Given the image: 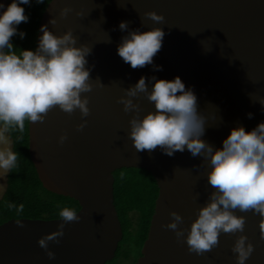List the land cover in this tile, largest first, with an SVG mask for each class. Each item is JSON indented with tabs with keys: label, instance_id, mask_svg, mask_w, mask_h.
Segmentation results:
<instances>
[{
	"label": "water",
	"instance_id": "95a60500",
	"mask_svg": "<svg viewBox=\"0 0 264 264\" xmlns=\"http://www.w3.org/2000/svg\"><path fill=\"white\" fill-rule=\"evenodd\" d=\"M72 9L62 17L60 10ZM155 10L165 17L153 22L144 13ZM82 15L78 16L76 13ZM55 18L56 23L49 21ZM121 21L129 30L162 27L165 36L153 64L133 69L117 53ZM47 25L55 35L69 28L77 46L87 44L93 89L82 93L90 108L87 125L77 131L81 114L71 116L58 107L44 123L27 121V155L41 186L77 202L79 222L66 224L59 244L50 242L55 259H49L38 238L55 231L60 218H8L0 222V264H104L113 256L121 230L112 202V171L120 167L143 168L152 176L157 191L139 255L132 264H237L232 246L241 233L220 234L219 246L204 255L190 253L186 242L162 227L179 212L188 229L199 207L213 189L207 182L209 166L185 148L173 156L155 151L137 152L128 137L129 120L118 98L124 88L141 76L149 90L151 77L173 80L179 76L194 91L198 111L206 117L202 137L214 148L233 127L246 131L264 122V0H48L37 22L35 50ZM159 66L160 70H157ZM97 78L103 83L100 85ZM141 106V117L154 105L141 95L133 98ZM249 113L252 114L249 118ZM67 133L61 145L58 138ZM246 217L244 235L254 245L245 264H264L261 217ZM21 219L23 227L16 223ZM187 235V232H185Z\"/></svg>",
	"mask_w": 264,
	"mask_h": 264
},
{
	"label": "clouds",
	"instance_id": "9594fccd",
	"mask_svg": "<svg viewBox=\"0 0 264 264\" xmlns=\"http://www.w3.org/2000/svg\"><path fill=\"white\" fill-rule=\"evenodd\" d=\"M42 2V0H37ZM30 0H12L0 12V169L4 175L17 167V153L10 146L7 133L25 131V122L44 123L49 112L59 108L71 116L76 110L81 114L77 131H83L89 116L88 97L93 89L87 56L91 47L86 43L77 46V37L72 29L62 35H55L47 25L41 26L42 35L35 50L22 49L19 54L14 48L12 37L17 34V26L27 22L23 4ZM72 11L69 7L60 10L62 17ZM82 15L80 12L76 13ZM153 22L163 23L162 13L150 10L144 13ZM49 23L55 24L53 17ZM122 36L117 53L133 69L153 64L154 57L161 50L165 32L162 27H152L147 31L129 30L128 22L121 21ZM23 38L25 33L20 32ZM157 70L159 66H157ZM151 90L144 76L134 86L124 88L125 95L118 98L125 113H134L129 120L128 137L137 152L155 151L160 148L164 154L173 156L185 148L193 157H201L207 162L208 185L213 189L205 204L197 209L196 217L188 229L180 227L183 216L173 210L172 218L162 227L172 230L176 239L186 242L188 251L204 255L219 246L220 234L234 235L241 233L232 246L237 264L245 261L254 251V245L244 235L246 217L237 215L253 212L261 217L260 236L264 239V122L246 131L244 126L233 127L223 140L222 147L214 148L202 139L205 133L206 117L198 111V100L194 91L186 88L179 76L173 80L157 79ZM100 85L103 83L97 78ZM141 95L154 105V110L147 111L142 117L141 106L133 98ZM264 105V99L260 100ZM249 118L252 114L249 113ZM67 133L58 138L63 144ZM10 209L23 213L24 205L17 207L8 204ZM61 223L55 231L38 238V245L44 249L49 259H55V253L49 243L59 244L64 236L65 225L79 222L81 217L73 208L64 206L60 209ZM23 227L21 219H17ZM187 232V235H185Z\"/></svg>",
	"mask_w": 264,
	"mask_h": 264
},
{
	"label": "trees",
	"instance_id": "16d2710c",
	"mask_svg": "<svg viewBox=\"0 0 264 264\" xmlns=\"http://www.w3.org/2000/svg\"><path fill=\"white\" fill-rule=\"evenodd\" d=\"M48 0H30L21 5L28 17L27 22L17 26V34L12 37L14 48L19 54L22 49L34 47L37 22ZM12 0H9L11 3ZM8 3V4H9ZM25 33L21 38L19 33ZM18 130L10 131L7 136L10 146L17 153V167L3 178L0 192V222L8 218H58L62 207L77 210V202L68 197L44 189L38 181L27 155V134ZM112 202L119 221L121 236L116 243L113 256L104 264H114L115 260L132 264L139 255V248L145 237L148 220L156 195V185L150 173L143 168L120 167L112 171ZM8 204L17 207L24 205L23 213L10 209ZM115 259L114 261H112Z\"/></svg>",
	"mask_w": 264,
	"mask_h": 264
},
{
	"label": "rangeland",
	"instance_id": "374dc122",
	"mask_svg": "<svg viewBox=\"0 0 264 264\" xmlns=\"http://www.w3.org/2000/svg\"><path fill=\"white\" fill-rule=\"evenodd\" d=\"M9 3V0H0V4H3L4 5V8L7 7ZM4 8H0V12H3L4 11ZM0 147H3V145H0ZM3 178H4V173H3V170L0 169V192L2 190V187H3ZM115 259H113L112 261H114ZM114 264H128V261H120V260H115L114 261Z\"/></svg>",
	"mask_w": 264,
	"mask_h": 264
}]
</instances>
